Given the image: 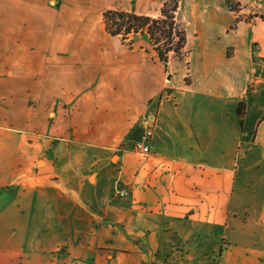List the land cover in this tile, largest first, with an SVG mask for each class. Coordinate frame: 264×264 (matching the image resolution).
Instances as JSON below:
<instances>
[{
  "label": "crops",
  "instance_id": "1",
  "mask_svg": "<svg viewBox=\"0 0 264 264\" xmlns=\"http://www.w3.org/2000/svg\"><path fill=\"white\" fill-rule=\"evenodd\" d=\"M166 1L0 0V264H264L221 250L241 209L264 233V34L167 73L104 20Z\"/></svg>",
  "mask_w": 264,
  "mask_h": 264
},
{
  "label": "rangeland",
  "instance_id": "2",
  "mask_svg": "<svg viewBox=\"0 0 264 264\" xmlns=\"http://www.w3.org/2000/svg\"><path fill=\"white\" fill-rule=\"evenodd\" d=\"M177 1L179 5L176 12L177 23L185 31L187 41L190 39V44L187 47L185 46L186 48L181 52V55L171 52L167 65L161 62L167 73H169L170 69L179 71L180 75L184 74L183 72H187L189 69L187 58L191 53H194L195 56L197 55L195 52L197 46L196 37L202 29L207 32L203 39L205 42L209 39V51H214L217 48V52L223 53L225 56L235 53L240 58L243 57L246 46L250 43L253 51H261L258 40L264 34V0ZM208 3L221 6L223 11L217 15L205 17L203 8ZM205 18L207 23H203ZM229 35L232 37L230 38L231 40L228 38ZM133 37L134 35H130L125 43L131 46ZM254 39L255 41L252 42ZM148 41L151 43L150 40ZM151 45L153 46L152 43ZM169 66L170 69L168 71ZM168 96L169 90H165L161 95V100L164 97L168 98ZM243 146L246 147L245 145ZM243 172L241 168V173ZM243 182L241 181V186H239L241 188V196L247 194V189L243 190L247 188V185H243ZM232 220H235L239 227L225 232L226 239L221 243V250L224 256L230 252L241 257L260 258L259 255L262 252L261 248L264 243V233H257L254 228L252 229L244 209H241L238 217H231L230 221Z\"/></svg>",
  "mask_w": 264,
  "mask_h": 264
},
{
  "label": "trees",
  "instance_id": "3",
  "mask_svg": "<svg viewBox=\"0 0 264 264\" xmlns=\"http://www.w3.org/2000/svg\"><path fill=\"white\" fill-rule=\"evenodd\" d=\"M177 0H168L161 9V15L153 18L137 15L133 12L108 10L104 13L107 31L113 36H120L123 42L130 35L146 32L159 55L161 62L168 63L169 54L181 55L187 42L185 31L177 23ZM245 105L240 104L238 114L243 116Z\"/></svg>",
  "mask_w": 264,
  "mask_h": 264
},
{
  "label": "built area",
  "instance_id": "4",
  "mask_svg": "<svg viewBox=\"0 0 264 264\" xmlns=\"http://www.w3.org/2000/svg\"><path fill=\"white\" fill-rule=\"evenodd\" d=\"M154 130L153 128H149L146 130L140 138L133 144L134 150L138 151L142 155H146L150 153V142L153 138ZM119 195L121 197H124L127 195L125 191H120Z\"/></svg>",
  "mask_w": 264,
  "mask_h": 264
}]
</instances>
